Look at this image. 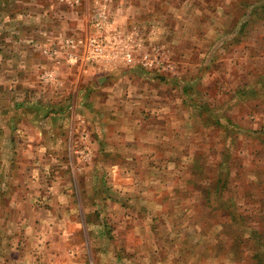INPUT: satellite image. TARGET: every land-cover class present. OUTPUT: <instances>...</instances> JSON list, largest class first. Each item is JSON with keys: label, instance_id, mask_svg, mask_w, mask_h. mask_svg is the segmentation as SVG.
<instances>
[{"label": "rangeland", "instance_id": "obj_1", "mask_svg": "<svg viewBox=\"0 0 264 264\" xmlns=\"http://www.w3.org/2000/svg\"><path fill=\"white\" fill-rule=\"evenodd\" d=\"M237 1L0 0V264L255 259L251 237L211 239L184 170L196 152L213 159L197 150L219 140L225 162L255 152L241 162L264 185V144L245 131L207 133L193 112L214 97L243 129L264 120L233 95L255 84L264 110V0ZM231 137L239 144L226 150ZM260 193L233 194L252 237L264 221Z\"/></svg>", "mask_w": 264, "mask_h": 264}, {"label": "trees", "instance_id": "obj_2", "mask_svg": "<svg viewBox=\"0 0 264 264\" xmlns=\"http://www.w3.org/2000/svg\"><path fill=\"white\" fill-rule=\"evenodd\" d=\"M237 0H233V2H236ZM247 0H238L237 2H246ZM261 10H264V3L257 6ZM253 12H255L254 9L250 11L251 16H254ZM244 15V13H243ZM253 18V17H252ZM249 19V18H248ZM246 19V20H248ZM245 20V21H246ZM256 73V72H254ZM264 82V81H263ZM262 82V83H263ZM211 87V86H210ZM214 90L217 89V81H214V84L212 86ZM220 87V85L218 86ZM186 92H189V89L187 86L183 87ZM203 91L205 88H202ZM261 88L257 87L255 84L249 85L248 83H244L243 85L238 86L234 90V97L235 102H241V105L246 106L248 110L247 116L251 117V113L256 109V112H264V110H259L258 101L261 100L262 95L260 91ZM260 93V94H258ZM244 94V95H243ZM245 96V99L243 98ZM215 100V98L213 97ZM212 100L208 99L206 100H198V104L196 103V107H194L193 112L197 114L200 118L201 124L205 128L211 129L210 131H207V133L215 132V131H223V133L229 134L230 136L232 134H238L240 131H245L243 136L248 139V142H255L259 145L261 143L264 144V120L262 119L260 123V128L258 129H243L239 124H237L234 120L235 117H233L232 112H228L229 115L226 116V118L223 117V114H225L226 111L220 110V106L218 101L219 100ZM250 100V101H249ZM191 98L188 100H184V103H186L188 106L190 104ZM253 105V108L249 107L251 103ZM189 103V104H188ZM210 103H213L214 106H210ZM218 103V104H217ZM235 103V105H236ZM237 106V105H236ZM209 107H212L209 109ZM217 111H223L220 115L214 116L211 113V116L213 119L209 122L206 117L209 115L213 109ZM228 109H232V106L228 107ZM224 118V120H223ZM253 136H250V135ZM217 141L211 142L210 144L207 143L208 147L202 148L197 151H203L209 156L213 157V159H210L209 161H206L204 159H201V156L203 155L202 152H196L199 154H196V159L193 158L190 160V162L184 164V170H188V174L190 175L192 171L193 176L186 177V181L192 186V190L195 191V197L199 199L198 205L196 210L199 212L205 211V217L206 220L210 223V228L215 229L216 236H214V233L212 235V240H234V244H237L240 242V240H246L250 239V237L254 240H256V247L254 250V256L252 258H249L247 260L251 261L249 264H264V221L259 222L256 224L255 228H250L252 232V236L247 234L246 231L247 226L246 223L243 222V220L247 217L246 210H248L245 206L239 207V203L237 204L236 199L234 198L233 194L239 197H242V194L244 193V198H248L250 196H254L256 192L260 193L262 190H264V185L262 184L261 179V172L254 168H250V166H245L241 160L244 158H247L249 162H251V156L254 154L252 151H249L248 148L246 150H242L243 154L241 157H238L236 160V164L233 163V159L231 158V161L225 162L223 158H219L215 156L216 150L219 148L217 145ZM239 144L238 142H235L234 138L231 137L230 142L227 144H223V148L226 150H229L232 147H236ZM248 146V143H245L244 146ZM229 151H226L224 154L228 156ZM195 155V154H194ZM231 157L235 153L229 154ZM236 158V157H235ZM240 158V159H239ZM253 167V166H252ZM186 171V170H185ZM184 171V172H185ZM186 173V172H185ZM186 188H188V185L185 183ZM232 194V195H231ZM261 194V193H260ZM231 195V196H230ZM192 210V209H191ZM220 228H223L224 232L227 227L231 228V231L226 236L223 234V231L220 229L218 230L216 226ZM208 229L205 227V230ZM209 231V230H208ZM208 232L205 233L207 235ZM220 247L216 250H214L213 246L208 248L209 250V256L208 258H218L219 257V251L221 246V243L219 244ZM230 255V257H228ZM236 259V254L234 252L227 253V260ZM246 257H241L239 261L245 262ZM254 261V263H253Z\"/></svg>", "mask_w": 264, "mask_h": 264}, {"label": "crops", "instance_id": "obj_3", "mask_svg": "<svg viewBox=\"0 0 264 264\" xmlns=\"http://www.w3.org/2000/svg\"><path fill=\"white\" fill-rule=\"evenodd\" d=\"M128 58H130V56H128ZM152 71H153V70H147L146 72L153 73ZM118 75H119V74H118ZM152 78H153V77H152ZM152 78H151V79H152ZM165 79H166V76H165ZM145 81L148 82V83H151V82H152V80H150V79H145ZM166 207H168V205H166ZM118 261H119V258L115 255V262L118 263Z\"/></svg>", "mask_w": 264, "mask_h": 264}]
</instances>
